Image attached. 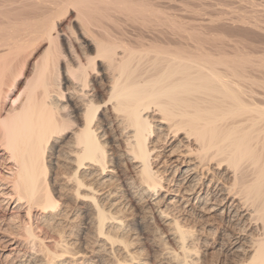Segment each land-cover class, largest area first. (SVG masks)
Instances as JSON below:
<instances>
[{
  "label": "bare ground",
  "instance_id": "6f19581e",
  "mask_svg": "<svg viewBox=\"0 0 264 264\" xmlns=\"http://www.w3.org/2000/svg\"><path fill=\"white\" fill-rule=\"evenodd\" d=\"M213 251L264 264V0H0V264Z\"/></svg>",
  "mask_w": 264,
  "mask_h": 264
},
{
  "label": "rangeland",
  "instance_id": "374dc122",
  "mask_svg": "<svg viewBox=\"0 0 264 264\" xmlns=\"http://www.w3.org/2000/svg\"><path fill=\"white\" fill-rule=\"evenodd\" d=\"M256 2H261V0H258V1L256 0ZM176 3H179V2H176ZM226 3H227V4H230V3H231V5H234L231 1H230V3H228V2H226ZM202 5H203V4H202ZM231 5H230V7H231ZM203 6H205V5H203ZM203 6H202V7H203ZM198 7H199V6H198ZM206 7H207V6H206ZM206 7H205V9H206ZM224 7H225V6H224ZM203 9H204V8H203ZM203 9H202V10H203ZM231 9H232V8H231ZM207 10H208V9H207ZM207 10L204 11V14H202V13H203V12H202V13H201L202 15L200 14L199 17H200V18H207V17H209V14L207 15V13H208ZM209 11H210V10H209ZM205 15H206V16H205ZM214 252H215L216 254H218V255L214 254ZM208 254H209V256H208ZM208 254H207L208 257H205V258H204V259H206V260H204V264H214V262H215V263H218V262L220 263L221 261L223 262V258H224V261L226 260V262H225L224 264H232V262H231L232 260L230 259V257H224V256L221 254V255L223 256V257H222L221 255H219L218 251H217V252H216V251H213V252L208 253ZM212 256H213V257H212ZM218 256H221L222 259H221L220 257H218ZM209 258H210V261L207 262V260H209ZM216 259H217V260H216ZM218 259H219V260H218ZM211 260H213V261H211ZM220 260H221V261H220ZM227 261H228V262H227ZM222 262H221V263H222Z\"/></svg>",
  "mask_w": 264,
  "mask_h": 264
}]
</instances>
